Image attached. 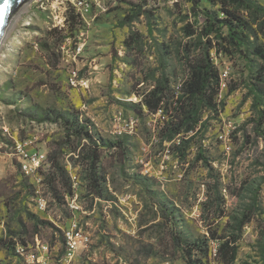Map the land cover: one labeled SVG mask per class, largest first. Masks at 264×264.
Wrapping results in <instances>:
<instances>
[{
  "label": "rangeland",
  "instance_id": "374dc122",
  "mask_svg": "<svg viewBox=\"0 0 264 264\" xmlns=\"http://www.w3.org/2000/svg\"><path fill=\"white\" fill-rule=\"evenodd\" d=\"M62 1L24 4L11 17L0 43V264H27L26 258L18 257L1 242L10 239L27 243V247L19 244L17 253L23 248L33 251L49 264H186L172 247V224L158 201L178 210L179 228H189L199 236H208L209 228L224 234L233 223L232 217L241 215L252 202V193L247 190L250 184L259 187L263 210L244 228L235 264H264V140L255 131L264 114L255 108L247 88L251 74L246 60L239 53L213 51L219 71L224 67L230 71L228 87L218 97L224 106L219 114H205L207 128L189 137L192 142L182 160L171 150V143L157 138L165 121L162 115L144 110L142 119L126 103H140L165 70L170 74L174 71L173 85L178 87L185 76L179 60L184 55L182 47L196 44L195 53H200V35L190 37L185 28H198L203 18L197 25L187 0H98L105 11L95 7L88 18L90 25L80 36L65 38L68 31ZM257 1L264 6V0ZM215 2L205 0L202 8L218 11L221 6ZM134 5H143L150 14L122 26L125 17L134 13ZM32 16L37 18L27 26ZM133 32L142 35L135 50L125 46ZM211 39L218 44L219 40ZM258 43L264 40L260 37ZM163 45L175 50L172 59L163 57ZM251 58L257 67H264L263 60ZM73 71L77 81H72ZM82 81L86 84H80ZM231 87L236 90L228 95ZM33 109L78 115L90 121L103 139H113L120 131L132 137L124 168L120 152H102L103 171L114 201L91 195L85 163L65 145L67 132L62 122L33 120L29 116ZM261 110L264 113V107ZM132 120L133 126L127 127ZM29 140L48 157L58 153L78 196L76 212L53 198L45 182L52 166L41 172L42 184L28 178L24 185L14 149L17 142ZM77 143L72 139V145ZM201 147L208 165L197 160ZM137 175L149 179L148 188L135 179ZM38 198L46 201L45 211L37 208ZM204 202L209 203L206 211ZM29 213L50 221L55 228L41 227L36 235ZM73 224L90 240L67 261L62 234ZM39 243L48 246V254L38 249ZM213 264L220 263L215 260Z\"/></svg>",
  "mask_w": 264,
  "mask_h": 264
},
{
  "label": "trees",
  "instance_id": "16d2710c",
  "mask_svg": "<svg viewBox=\"0 0 264 264\" xmlns=\"http://www.w3.org/2000/svg\"><path fill=\"white\" fill-rule=\"evenodd\" d=\"M123 1L126 2L127 0ZM203 1L205 0H187L192 5L197 25L199 24V18H203V23L198 28L194 29L191 26L185 28L187 29V35L190 37L200 35V53H195L197 51L196 44H185L182 47L184 55L179 57V60L185 69V76L178 87L175 88L173 85L174 75L172 73L174 74V71L170 74L165 70L161 77L155 79V85L144 93L140 103H126L142 119L144 110L154 115L160 110L162 111L166 118L158 128L157 138L161 142L171 143V150L182 160L186 159L192 142V137H189L207 128L208 119H204L205 114L208 112L219 114L221 107L224 106V103L220 105L218 102L221 78L216 58L213 56L214 50L217 54L221 51L229 55L239 53L246 60L247 69L251 74L247 88L254 97L255 108L259 109L261 114H264L261 110L264 107V67H257L251 58V56H256L264 61V43H258L260 37L264 40V6L257 0H216L214 4L221 6L216 11L202 8ZM133 7L134 13L125 17L121 22L122 26L132 24L142 14H150L143 9V5H134ZM64 27L68 31L63 36L65 38L79 37L86 27L81 15L77 13L72 5L66 13ZM141 37L142 35L139 33L133 32L125 40L127 49L135 50L136 47L140 46ZM211 38L219 40L218 44ZM161 51L163 57L168 59L174 54L175 50L168 47V45H163ZM176 53L177 56L180 55L179 50ZM235 90L236 88L231 87L228 95H232ZM29 116L40 123L47 121L62 122L67 132L65 145H70L71 152L77 154V159H81L85 163L84 171L91 195L100 200H115L108 189L107 177L103 171L102 152L104 150L120 152L124 160V168L131 146L132 137L130 135L124 134L115 136L113 139H103L94 132V126L90 121H83L78 115L69 112L52 111L48 114L33 109ZM263 118L264 116H261L259 122L255 124V131L264 140ZM72 139L78 142L76 146L72 145ZM58 157V153L49 155L52 170L45 175V182L56 202L59 205L68 207L67 197L74 196L75 191L72 178L68 170L60 164ZM197 160L203 161L206 165L209 164L205 150L202 147L199 150ZM22 174L25 177L24 185H26L28 177L23 172ZM135 179L142 186L149 187V184H147L149 179L140 175L135 176ZM261 181L264 183V178ZM247 190L252 193V202L244 212L241 215L232 217L233 223L228 226L224 234H219L216 230L209 228L208 236L195 235L189 228H179L182 223L178 220V210L174 206L168 207L164 202L158 201L163 215L168 220L170 219L172 224L170 233L172 247L180 252L186 264H213L215 260L220 264H235L244 228L252 222L256 213L263 210L259 204V187L250 184ZM149 192L155 198L158 196L156 191ZM219 199L221 197H218L217 200ZM202 205L204 211H206L209 203L204 202ZM28 215L29 219L34 222L36 235L41 227L55 228L50 221L42 220L31 213ZM56 230L62 233L60 229L56 228ZM62 235L63 241L66 242L64 233ZM212 241L217 242L218 245L215 258L212 256ZM1 242L18 257H22V255L17 253V246L19 244L23 247L28 246L25 241L19 243L13 239ZM261 252L264 256V239Z\"/></svg>",
  "mask_w": 264,
  "mask_h": 264
},
{
  "label": "built area",
  "instance_id": "2783aa9c",
  "mask_svg": "<svg viewBox=\"0 0 264 264\" xmlns=\"http://www.w3.org/2000/svg\"><path fill=\"white\" fill-rule=\"evenodd\" d=\"M62 4H65L64 7V15L63 20L66 21V13L68 11V8L71 7V5L76 9L77 13L81 15L82 19L86 23V25H90L91 21L88 19L93 14V9L96 8H102L100 2L98 0H63ZM103 11L104 8H102ZM36 17L32 16L26 21L27 26H31L34 22V19ZM50 17H47L49 19ZM65 24V22H64ZM80 50V49H79ZM72 81L76 79L77 81V72L73 71ZM230 76L229 67H224L222 70H220V94L224 90L227 89L228 84L227 81ZM80 84H86L84 81ZM219 94V96H220ZM161 114L163 119L166 118V116L163 115L162 111L160 110L157 114ZM156 115V114H155ZM134 121L132 120L130 123H127V127L133 126ZM119 134H122V131L119 132ZM224 138V137H223ZM34 141H26V142H17L15 145L14 153L19 158L20 163V169L21 171L30 179H35L38 184H42L44 182L43 176L41 172L46 170V166L50 167L49 157L46 152H43L41 150H38L34 148L33 146ZM37 194H40V191H36ZM78 196L75 194L74 196H68L67 197V205L70 211L76 212L78 207L76 205ZM46 201L43 198L37 199V208L40 211L46 210ZM65 241H66V260L71 261L77 251L81 249L82 247H85L89 243V236L76 224H73L71 227L63 231ZM217 244L212 245V256L213 258L217 255ZM38 249L43 250L45 254H48V246L43 245L41 243L38 244ZM21 255L26 258L27 264H49L46 261V258L43 257H37L33 251H26L24 248L20 249L19 251Z\"/></svg>",
  "mask_w": 264,
  "mask_h": 264
},
{
  "label": "water",
  "instance_id": "95a60500",
  "mask_svg": "<svg viewBox=\"0 0 264 264\" xmlns=\"http://www.w3.org/2000/svg\"><path fill=\"white\" fill-rule=\"evenodd\" d=\"M32 0H0V43L6 33L11 17Z\"/></svg>",
  "mask_w": 264,
  "mask_h": 264
},
{
  "label": "crops",
  "instance_id": "0c3cea01",
  "mask_svg": "<svg viewBox=\"0 0 264 264\" xmlns=\"http://www.w3.org/2000/svg\"><path fill=\"white\" fill-rule=\"evenodd\" d=\"M37 18V17H36Z\"/></svg>",
  "mask_w": 264,
  "mask_h": 264
}]
</instances>
